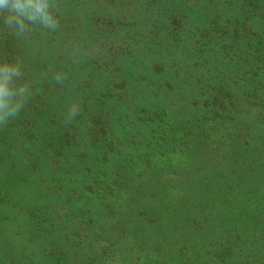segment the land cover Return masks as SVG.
Masks as SVG:
<instances>
[{"label": "trees", "instance_id": "trees-1", "mask_svg": "<svg viewBox=\"0 0 264 264\" xmlns=\"http://www.w3.org/2000/svg\"><path fill=\"white\" fill-rule=\"evenodd\" d=\"M226 1L162 0L169 3L166 10L145 16L143 27L128 23L121 24L120 29L121 25L113 22L114 35L130 26L126 37H118L120 44L114 41L107 45L99 38L100 29L93 30L92 44L101 57L96 58L95 48L93 57L85 53L74 57L75 61L87 57L82 62L91 71L85 70V65H76L81 70L77 75L85 76L80 80L71 78L74 87L70 94L74 92L75 99L58 110L78 109L73 123L64 122L67 126L61 141L64 152L73 148L78 151L82 146L75 160L81 171L72 175L70 159L62 155V177L55 179L63 186L61 197L69 200L76 196L78 208L70 216L64 208L55 210L50 205L39 211L33 206L28 212L33 223L31 240L43 243L47 264H70L73 248L81 253L85 264H104L110 253L122 257L116 240L131 249L137 247L138 236L129 231L152 230L160 225L159 218L169 213L179 223L173 231L180 227L188 233V246L175 249L171 234L167 238L171 246L165 249L161 241L151 248L155 257L148 251L151 264H264V194H260L264 186L262 190L250 187L251 182L264 184V0ZM124 2L115 0L121 6ZM154 3L156 0L146 1ZM94 69L100 73L93 75ZM136 69L150 81L141 83L143 77L132 73ZM48 70L43 68L35 76H40L42 89L55 94V98V87L70 78L62 75V69L58 68L57 75ZM106 72L116 76V83L108 84L111 86L98 95L87 78ZM133 82L135 89L131 87ZM31 101L33 126L45 115L53 123L61 120L58 114L44 113L39 93L33 92ZM254 108H258L260 118H250ZM201 111L209 114L207 125L197 124L199 118L194 116L201 115ZM81 120L89 124L87 133H78L74 125ZM223 146L227 149H221ZM218 150L220 157H238L243 166L236 167V196L247 191L250 198L236 204L238 217L229 231L219 234L212 227L202 249H195L201 240L193 234L205 229L203 221L196 219L201 211L180 210L184 201L170 209L162 199L166 191L188 183L186 172L190 173L193 160L204 161V155L212 159ZM156 153L165 159L171 154L177 157V178L165 179L162 171L152 166ZM87 154L90 159L85 158ZM248 155L252 157L246 158ZM31 166L39 168L36 162ZM20 171L19 176L24 177L28 168ZM75 182L80 183L78 187L73 186ZM53 188L48 185L50 196L54 195ZM188 191L181 189L180 199L194 196L195 191ZM151 199L154 202L148 206ZM253 200L256 203L251 206ZM58 212L60 216L53 217ZM42 214L48 219H42ZM188 217L192 219L189 226L179 222V218L185 221ZM101 235L107 241L97 239ZM62 243L69 251L59 250Z\"/></svg>", "mask_w": 264, "mask_h": 264}, {"label": "rangeland", "instance_id": "rangeland-1", "mask_svg": "<svg viewBox=\"0 0 264 264\" xmlns=\"http://www.w3.org/2000/svg\"><path fill=\"white\" fill-rule=\"evenodd\" d=\"M146 1L125 0V4L121 6L117 3L115 4V0H71V2L67 0H52V11L55 19L58 21V27L53 30L39 23L31 24L26 22L28 27L20 35L16 34L15 28L6 27L2 19H0V65L4 63L18 64L21 76L18 79L14 78L16 87L27 85L24 95L17 97L23 103L22 109L15 118H9L7 124L0 126V191L2 192L0 193L1 262L30 264L32 260L33 263L31 264H47V257L43 252V243L31 240L33 223L28 212L29 208L33 206L39 211L46 205H50L55 210L61 209L62 211L64 208V211L70 216L78 208L76 196L69 200L61 197L64 195L63 186L55 179L58 176L62 177L60 168L63 167L62 164L64 162L59 161L62 155L70 159L69 169H71L72 175L81 171V166L75 160L82 146H78V151H75L73 148L64 152L61 141L64 129L69 121L74 122L69 116V112L72 109L70 107L66 112L58 110L62 107H67L75 99L72 95L74 92L70 94L74 87L71 78L80 80L85 76L77 75L80 74L77 72L81 70L77 69L76 65H85V70L89 71L90 69L88 64L82 62L87 57L77 59L78 61H75L74 57L80 56L83 53L93 57L95 48L92 44L95 40L93 30L100 29L102 35L99 38L107 45H113L114 41L119 43L121 41H119L118 37H126V31H128L130 26L119 32L118 35H114L113 22L117 25H126L128 23L132 25V23H136L135 25L143 27V22H146L145 16H152L153 14L156 16L158 12L166 10V6L169 4L162 2V0H156V3L149 5L146 4ZM143 6L148 10H145ZM122 25L119 26L120 29H122ZM95 50L96 58L101 57L99 51H97L98 49L95 48ZM116 65L118 66V64ZM43 68L49 69L48 71L51 69L56 75L58 74V68L62 69V75L70 78V80L68 79L55 87L54 90L58 92L55 98V94L50 95L46 89H42L40 76H35ZM94 70L95 72H91L93 75L100 73V70ZM106 73L102 76L97 75L98 77L87 78L89 82L90 79L92 80L94 91L96 89V94L98 95L102 94L105 88L111 86L108 84L117 80L116 76L111 77L110 72ZM132 73L136 74L137 78L143 77L141 83L150 81L147 80L148 78L143 75L142 71L137 72L136 69ZM52 79L53 81L56 80L55 77ZM18 82L24 84H18ZM139 82V80H136V83ZM134 84L135 82L131 86L134 87L133 89H135ZM34 86L35 88H33ZM33 92L39 93V96L41 95L44 113H51L54 116L58 114L57 117H60L61 120L58 119L57 122L53 123L45 115L33 126L32 117H30V115L34 114L33 109L30 108L32 106L31 96ZM51 114L49 116L53 117ZM25 115L27 118L24 117ZM250 115L252 119L260 118L258 108H254ZM208 116V113L202 112L201 115L197 114L194 117L199 118H195L196 121H199L197 124L201 122L207 125L206 120ZM200 118H205V120ZM64 122H67V124L64 125ZM252 122L253 120H251ZM74 125L78 133H87L89 124L85 120H81ZM221 128H224L223 124ZM223 137L226 138V136ZM236 148H238L237 144ZM221 149L227 148L223 146ZM216 154L218 155L212 159L204 155L202 157V159L206 158L204 161L197 162L193 160L194 164L193 162L190 163V173L186 172L189 174L188 183L179 186L178 189L166 191L168 194L163 195L162 199L164 205H170V209H173L176 203L184 201L179 206L180 210L186 213L187 211H201L200 217L196 219L203 221L201 225L205 229L193 234L194 237H198V240L200 237L201 243L199 241L195 247V249L198 248L200 250L203 243L208 239V230L215 227L217 232L220 231L218 232L219 234L222 231H229L230 226L236 224V218L238 217L236 216V204H244L250 198L246 195L247 191H244L246 194L236 196V191L239 190L236 187V167L240 165L238 157L236 155L231 156L229 159L220 157L221 153L219 150ZM173 155L171 154L169 159H165L166 157L162 158L157 153L153 156L157 157L154 159L152 166L159 168L165 179H175L178 177L175 171L178 161L176 160L177 157L174 156L176 157L174 158ZM90 157L88 154L85 156L86 159H90ZM249 157L252 156H246V158ZM246 158H243L245 162L248 161ZM33 162L38 164V169H34L31 166ZM199 164L201 165L198 166ZM13 166L16 168V173L13 170ZM240 166L242 167L243 165ZM25 168H28V171L24 174V177L19 176L20 170H25ZM179 172L182 174L183 171ZM251 175L248 176L250 177ZM254 177L252 175L251 178ZM246 182L248 181L246 180ZM251 183L250 187L263 189V182ZM49 184L54 187L52 189L54 192L53 196H50L48 193ZM79 184L75 182L73 186L78 187ZM229 186H232V188L230 187L229 189ZM180 188L183 190L189 189L188 192L190 193L195 191L194 196H191L192 198L187 200L180 199V196H178L181 191ZM240 189H243V186ZM5 192L7 193L6 197L3 196ZM260 194H264V191ZM152 199L148 202L149 204L147 203L148 206L153 204L154 200ZM256 200H253L251 206L256 203ZM108 208L107 212L110 214L112 211ZM102 210L104 213L106 212L105 209L102 208ZM55 216H60L59 212L53 215V217ZM224 216L226 217L224 218ZM41 217L42 219H48L46 214H42ZM159 219L160 225L152 230H144L137 233L132 229L129 231L132 233V236H138V241H135L137 246L135 248L132 247L131 249L130 245L126 247L116 240L118 248L123 251H118L122 257L118 258L115 254L112 255L110 253L104 264H125V262H129L130 264H151L149 257H147L148 251L151 248H156L161 241L165 249L171 246L170 239H168L169 241L167 240V238L171 237V234L175 249L188 246L186 241V238L188 239L189 237L188 233L180 227L173 231L175 227L179 226L174 216H171L169 213ZM180 219V223H187L188 226L192 221L190 217L187 219L183 218L185 221H181ZM55 234L59 236L58 239L62 238L59 231L55 232ZM97 239L103 242L107 241L104 235H101L99 238L97 237ZM62 245H60L59 250L60 248H67L65 247L67 244L62 243ZM67 250L69 251V248ZM151 253L155 257L153 250H151ZM71 258L70 264L86 263L82 262L83 256L81 253H77L75 248L71 250ZM90 258L93 259L92 255ZM122 258L126 260L123 263Z\"/></svg>", "mask_w": 264, "mask_h": 264}, {"label": "clouds", "instance_id": "clouds-1", "mask_svg": "<svg viewBox=\"0 0 264 264\" xmlns=\"http://www.w3.org/2000/svg\"><path fill=\"white\" fill-rule=\"evenodd\" d=\"M0 19L6 27L15 28L17 35L27 29L26 22L39 23L53 30L58 27L52 11V0H0ZM20 76L18 64L0 65V126L7 124L9 118H15L23 107L17 97L24 95L27 85L17 88L14 80ZM77 114L78 109H73L69 116L74 118Z\"/></svg>", "mask_w": 264, "mask_h": 264}]
</instances>
